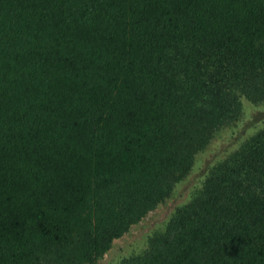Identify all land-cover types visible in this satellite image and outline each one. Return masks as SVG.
Segmentation results:
<instances>
[{
	"label": "trees",
	"instance_id": "obj_1",
	"mask_svg": "<svg viewBox=\"0 0 264 264\" xmlns=\"http://www.w3.org/2000/svg\"><path fill=\"white\" fill-rule=\"evenodd\" d=\"M242 98L264 0H0V264L93 263ZM119 264H264V126Z\"/></svg>",
	"mask_w": 264,
	"mask_h": 264
},
{
	"label": "rangeland",
	"instance_id": "obj_2",
	"mask_svg": "<svg viewBox=\"0 0 264 264\" xmlns=\"http://www.w3.org/2000/svg\"><path fill=\"white\" fill-rule=\"evenodd\" d=\"M242 104L240 119L220 128L206 147L196 153L191 169L175 184L171 194L115 238L101 257L82 264H119L122 259L146 249L149 238L162 232L174 212L201 190L210 170L264 126V101L252 103L242 98Z\"/></svg>",
	"mask_w": 264,
	"mask_h": 264
}]
</instances>
